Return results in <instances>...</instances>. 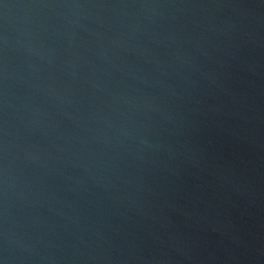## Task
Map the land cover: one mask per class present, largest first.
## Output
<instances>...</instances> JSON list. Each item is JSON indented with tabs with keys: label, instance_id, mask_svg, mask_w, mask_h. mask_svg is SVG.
<instances>
[{
	"label": "water",
	"instance_id": "water-1",
	"mask_svg": "<svg viewBox=\"0 0 264 264\" xmlns=\"http://www.w3.org/2000/svg\"><path fill=\"white\" fill-rule=\"evenodd\" d=\"M0 264H264V0H0Z\"/></svg>",
	"mask_w": 264,
	"mask_h": 264
}]
</instances>
